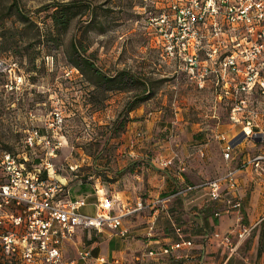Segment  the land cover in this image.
Masks as SVG:
<instances>
[{
	"label": "rangeland",
	"instance_id": "1",
	"mask_svg": "<svg viewBox=\"0 0 264 264\" xmlns=\"http://www.w3.org/2000/svg\"><path fill=\"white\" fill-rule=\"evenodd\" d=\"M170 1L0 0V13L11 3L13 11L0 18V56L16 63L24 79L19 89L8 90L7 77L0 74V152L26 157L30 168L39 166L46 184L66 181L67 188L100 174L109 186L137 188L148 170L172 175L160 164L171 155L173 163H183L182 158L188 166L205 133L228 132L227 106L211 87L190 83L160 50L148 17L167 11ZM58 7L73 14L68 27L55 23ZM94 67L108 75L126 70L134 82L106 89L98 86ZM132 102L138 105L129 110ZM261 106L255 100L254 107ZM55 110L64 115L61 125L52 124ZM33 128L49 132L58 148L26 146ZM180 130L193 137L175 143ZM154 134L162 144L155 143ZM3 178L0 169V182Z\"/></svg>",
	"mask_w": 264,
	"mask_h": 264
},
{
	"label": "built area",
	"instance_id": "2",
	"mask_svg": "<svg viewBox=\"0 0 264 264\" xmlns=\"http://www.w3.org/2000/svg\"><path fill=\"white\" fill-rule=\"evenodd\" d=\"M167 7V11L148 17L162 54L177 63V69L185 73L190 83L211 87L216 99L227 106L230 123L240 125L244 137L262 142L264 134L258 135L254 128L258 127V114L264 109V0H172ZM0 74L6 75L4 85L8 90L19 89L24 82L23 76L16 72V63L1 56ZM257 99L262 109L254 107ZM52 119V124L61 125L62 111L55 110ZM220 137L226 140L223 133ZM25 143L29 147L43 145L49 151L59 146L52 142L49 132L41 133L39 128L28 132ZM235 148L233 140L227 139L223 156L230 158ZM172 162L170 157L160 164L168 166ZM178 164L181 170L183 163ZM247 165L260 172L264 182V152H255L224 174L190 183L185 188L206 187L210 199L218 201L221 183L226 181L228 189L236 188V171ZM0 169L4 176L0 182V261L15 257L23 264H63L61 248L78 226L118 227L124 215L144 206L143 200H139L122 214H112L113 201L106 196L99 199L101 209L97 213H85L81 210L85 198L69 201L58 198L61 185L46 184L38 173L28 172L23 161L11 151L0 152ZM241 205L239 196L228 195L215 211V214L234 213L230 233L235 238L227 235L221 240L228 256L237 253L238 244L251 232V226L243 222ZM179 246L175 242L163 252ZM88 256L90 252H80L81 259Z\"/></svg>",
	"mask_w": 264,
	"mask_h": 264
},
{
	"label": "crops",
	"instance_id": "3",
	"mask_svg": "<svg viewBox=\"0 0 264 264\" xmlns=\"http://www.w3.org/2000/svg\"><path fill=\"white\" fill-rule=\"evenodd\" d=\"M257 123L258 127L254 129L259 131L258 135L264 134V109L258 114ZM230 126L228 132L215 130L205 133L203 142L191 152L194 158L188 166L182 158L181 170L178 162L166 166L172 175L148 170L147 177L139 182L137 188L140 190L127 185L120 187L115 182L109 186L100 174H94L95 180L70 182L67 188V182L62 181L64 183L57 191L62 199L85 198L86 204L81 208L85 213H97L101 209L99 199L106 196L113 201L112 214H122L139 200L144 203L142 208L124 215L118 227L106 225L96 229L78 226L73 237L65 240L61 248L63 264L72 260L76 264H264V182L260 172L253 171L250 165L239 166L237 187L228 189L227 182L223 181L218 201L210 199L206 187L185 188L190 183L224 174L229 167H237L255 152H264V142L244 137L238 124L230 123ZM221 133L226 140H236V148L230 158L223 156L226 140L220 137ZM138 134L142 135L141 132ZM157 136L153 140L162 144ZM180 137L188 140L193 135L180 130L174 134V142L178 143ZM180 146L184 148L185 143ZM199 153L204 157H199ZM94 175H89V178ZM62 190H65L64 196L61 195ZM228 195L241 198L243 222L251 226L250 235L238 244L237 253L231 256L227 255L221 240L227 235L235 238L230 233L234 213L215 214ZM185 241L191 245H186ZM175 242L180 243L178 248L163 252ZM81 251L90 252V256L81 259Z\"/></svg>",
	"mask_w": 264,
	"mask_h": 264
},
{
	"label": "trees",
	"instance_id": "4",
	"mask_svg": "<svg viewBox=\"0 0 264 264\" xmlns=\"http://www.w3.org/2000/svg\"><path fill=\"white\" fill-rule=\"evenodd\" d=\"M15 4V3H14ZM5 9H3V11H1L0 13V18H7L8 16H10L12 14V3L10 5H6L4 7ZM15 11H17L21 16H26V13H24V11L22 10V8L20 6H17L15 7ZM54 20H55V23L57 25H61L62 27H68L72 17H73V14L69 13V12H63V9L61 7H58L56 9V11L54 12ZM87 62H88V65L90 67L93 66V63L88 61L87 59ZM78 66H80L79 63H77ZM94 72L95 74H97V84L98 86H105L106 89H113L115 88L116 86H118V88L120 87H126V86H131L132 82H134L133 78L128 75V72L126 70H121L119 71L117 74L115 75H108V74H105L103 73L102 71H100L99 69H97L96 67H94ZM132 79V80H131ZM147 97V95H142L141 96V99ZM138 105L137 102H132L129 106H128V109L129 110H132L133 108H135L136 106ZM28 159H21V161H23V163L25 164V169L32 173V174H35V173H38L39 176L44 179L42 177V170L39 166H34L33 168H30L29 165H28ZM58 198H62L60 196V194L58 193L56 195ZM23 228V227H21ZM1 230V229H0ZM0 264H23L21 262V260L15 258V257H5L3 258L2 261H0ZM42 264V263H40Z\"/></svg>",
	"mask_w": 264,
	"mask_h": 264
}]
</instances>
